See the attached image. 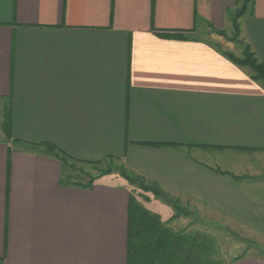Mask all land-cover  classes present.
<instances>
[{
    "label": "crops",
    "instance_id": "crops-1",
    "mask_svg": "<svg viewBox=\"0 0 264 264\" xmlns=\"http://www.w3.org/2000/svg\"><path fill=\"white\" fill-rule=\"evenodd\" d=\"M235 19L264 65V0H0V264H127L131 191L62 186L47 145L264 238V183L210 170L243 178L217 158L264 154V86L227 56Z\"/></svg>",
    "mask_w": 264,
    "mask_h": 264
},
{
    "label": "rangeland",
    "instance_id": "rangeland-1",
    "mask_svg": "<svg viewBox=\"0 0 264 264\" xmlns=\"http://www.w3.org/2000/svg\"><path fill=\"white\" fill-rule=\"evenodd\" d=\"M237 16L238 13L235 17ZM227 39L243 47V55L240 58L233 56L244 61L249 46L241 43L240 32L234 28L233 34L227 36ZM224 155L226 156H220L216 160L221 169L238 173L246 180L264 183V154L250 152L233 154V156L232 154ZM71 169L67 175L71 177L72 182L77 181L86 185L91 182L96 183L103 178L116 182L121 181L131 191L137 206L163 215L164 218L171 215L170 221L178 216V219L187 223L186 230L189 233L206 236L213 241L211 258L215 262L230 264L241 256L264 257V238L253 235L230 221L211 214L153 183L147 181L144 184L139 182L130 184L122 177L124 167L116 161L107 160L98 166L75 164Z\"/></svg>",
    "mask_w": 264,
    "mask_h": 264
},
{
    "label": "trees",
    "instance_id": "trees-1",
    "mask_svg": "<svg viewBox=\"0 0 264 264\" xmlns=\"http://www.w3.org/2000/svg\"><path fill=\"white\" fill-rule=\"evenodd\" d=\"M240 16L236 17V19ZM235 19L234 28L239 31L237 20ZM227 56L239 67L249 68L251 71V79L255 82H260L264 86V65L259 63L250 47H247L245 60L236 59L232 54ZM6 132L11 139V123L8 122L5 126ZM15 143L29 147L31 150L36 149L37 145ZM47 151L52 157L56 158L63 167V175L60 184L64 187L73 186L77 188L91 189L95 182L89 184H81L77 181L72 182L68 171L72 170V165L83 164L98 166L100 163H83L72 159L51 145L46 146ZM125 169V168H124ZM211 171L226 176L236 182H242L245 178L237 177L228 172H222L219 169H210ZM107 174V173H106ZM104 176V174H102ZM122 177L130 184L139 182L141 184L147 181L140 176L128 172L126 169L122 173ZM155 186H158L155 184ZM160 187V186H159ZM178 216L172 220L178 219ZM213 241L206 236L199 234H191L187 230L175 232L168 227L167 223L162 221L160 215L139 207L136 205L131 194L129 207V222H128V240H127V264H222L218 261H213L211 255L213 253ZM246 258L245 256L238 257L234 260L237 262ZM264 260V257H254Z\"/></svg>",
    "mask_w": 264,
    "mask_h": 264
}]
</instances>
